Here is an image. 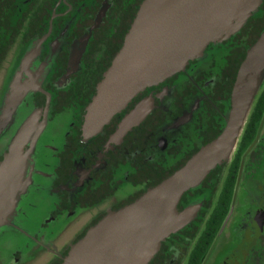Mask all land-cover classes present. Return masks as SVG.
Here are the masks:
<instances>
[{
  "label": "flooded vegetation",
  "instance_id": "1",
  "mask_svg": "<svg viewBox=\"0 0 264 264\" xmlns=\"http://www.w3.org/2000/svg\"><path fill=\"white\" fill-rule=\"evenodd\" d=\"M143 1L0 0V118L14 85L28 92L0 131V160L26 123L33 121L34 135L40 131L34 146L32 137L25 147L32 183L1 239L33 241L42 249L39 264L63 261L106 215L136 201L220 136L247 52L264 33L263 0L236 35L210 44L185 71L139 94L87 137L86 108ZM262 78L229 161L179 203V211L201 205L196 218L163 242L149 264H195L199 256L201 264H264ZM143 101L152 102L149 114L118 136L123 119ZM80 221L87 224L60 251L50 243L51 232H43ZM24 251L17 247L15 264Z\"/></svg>",
  "mask_w": 264,
  "mask_h": 264
},
{
  "label": "water",
  "instance_id": "2",
  "mask_svg": "<svg viewBox=\"0 0 264 264\" xmlns=\"http://www.w3.org/2000/svg\"><path fill=\"white\" fill-rule=\"evenodd\" d=\"M263 0H144L121 49L99 82L86 108L83 132L100 133L112 119L148 88L185 71L212 43L236 35ZM264 75V33L248 50L234 91L233 108L218 138L203 146L184 166L133 203L110 212L76 242L61 264H149L172 234L193 222L201 205L183 211L178 206L189 191L199 188L209 174L228 162L245 116ZM28 92L13 86L0 118L8 127ZM152 109L139 103L123 119L117 135H126ZM33 121L25 124L0 160V236L11 227L22 197L32 183L28 173L34 135Z\"/></svg>",
  "mask_w": 264,
  "mask_h": 264
},
{
  "label": "rangeland",
  "instance_id": "3",
  "mask_svg": "<svg viewBox=\"0 0 264 264\" xmlns=\"http://www.w3.org/2000/svg\"><path fill=\"white\" fill-rule=\"evenodd\" d=\"M40 200L42 202L44 201V199ZM86 224L87 221H80L74 227H72L68 226L67 223H62V225L58 224L55 232L52 230L50 231V229L47 228H44L43 232L44 234H47V232H51V236L49 237V239L51 240L50 243H55L59 247L58 251H60L65 245L72 241L74 236L77 234L76 230H82V227H84ZM5 234L6 232L2 233V235L0 236V264H15L14 254L18 246L20 248L24 247L25 249V251L22 253L20 264H39V262H37V258L39 257V254L41 253L40 251L42 249L37 244L34 245L33 241L27 238H20L16 241V243L7 244V242H4L1 239Z\"/></svg>",
  "mask_w": 264,
  "mask_h": 264
},
{
  "label": "trees",
  "instance_id": "4",
  "mask_svg": "<svg viewBox=\"0 0 264 264\" xmlns=\"http://www.w3.org/2000/svg\"><path fill=\"white\" fill-rule=\"evenodd\" d=\"M136 14H137V13H136ZM136 14H135V17H136ZM135 17H134V18H135ZM134 18H133V20H134ZM132 23H133V21H132ZM132 23H131V24H132ZM130 27H131V25H130ZM130 27H129V29H130ZM129 29H128V30H129ZM127 32H128V31H127ZM122 44H123V43H122ZM121 47H122V45L120 46V48L118 49V51L121 49ZM118 51L115 53V56H116V54L118 53ZM115 56H114V57H115ZM113 59H114V58H113ZM113 59H112V60H113ZM111 63H112V61H111ZM111 63L109 64V67H110ZM109 67H108V68H109ZM102 78H103V77H102ZM102 78L100 79V81L102 80ZM180 168H181V167H180ZM180 168H179V169H180ZM208 179H209V178H208ZM208 179H207V180H208ZM207 180H206L204 183H206ZM232 188H233V187L231 186L230 189H232ZM227 199H228V200H227V202H225V203L228 204V202H229V194H228V196H227ZM222 205H223V203L220 204L219 208H220ZM215 223H217L218 226H219V224H220L221 222L218 221V220H216ZM217 224H216V225H217ZM214 225H215V224H214ZM214 225H213V227H216V228L218 227V226H216V225L214 226ZM215 233H216V232H211V234H210L209 244L212 242V239H213V237L215 236ZM209 244H206L205 246L202 247V248H203V249L201 250L202 254H205L206 249H207L206 246H208ZM67 254H68V253H67ZM195 262H196L195 264H201V262H202L201 257L199 256L198 259H197ZM61 263H62V261H61L60 263H58V264H61Z\"/></svg>",
  "mask_w": 264,
  "mask_h": 264
}]
</instances>
